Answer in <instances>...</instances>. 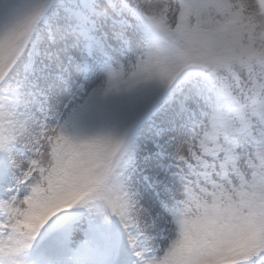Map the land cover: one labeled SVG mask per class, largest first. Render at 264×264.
<instances>
[{
    "label": "snow or ice",
    "instance_id": "1",
    "mask_svg": "<svg viewBox=\"0 0 264 264\" xmlns=\"http://www.w3.org/2000/svg\"><path fill=\"white\" fill-rule=\"evenodd\" d=\"M0 264H264V0H0Z\"/></svg>",
    "mask_w": 264,
    "mask_h": 264
}]
</instances>
